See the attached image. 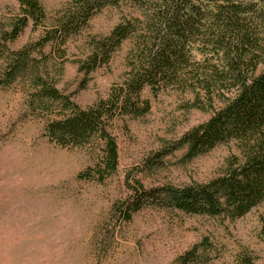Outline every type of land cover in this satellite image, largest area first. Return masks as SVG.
<instances>
[{
    "label": "rangeland",
    "instance_id": "1",
    "mask_svg": "<svg viewBox=\"0 0 264 264\" xmlns=\"http://www.w3.org/2000/svg\"><path fill=\"white\" fill-rule=\"evenodd\" d=\"M73 1L40 0L44 26L33 29L30 22L16 41L6 43L7 49L36 44ZM19 14L17 0H0V34ZM129 14L125 5L106 8L60 48L66 60L57 87L78 107L105 99L122 82L128 42L87 78L77 62L89 54L92 38L108 35ZM43 53L57 58L51 44ZM142 98L150 104L148 114L113 123L117 168L100 183L97 175L81 177L99 164L91 148L51 142L45 119L33 112L22 88H0V264H182L192 250L190 264H264V203L237 220L157 208L143 209L129 221L115 216V206L130 195L127 177L130 185L139 182L145 189L181 188L218 178L241 158L237 143L230 142L191 160L184 148L148 168L156 153L208 121L217 108H192L193 95L175 90L154 95L145 89Z\"/></svg>",
    "mask_w": 264,
    "mask_h": 264
},
{
    "label": "trees",
    "instance_id": "2",
    "mask_svg": "<svg viewBox=\"0 0 264 264\" xmlns=\"http://www.w3.org/2000/svg\"><path fill=\"white\" fill-rule=\"evenodd\" d=\"M17 2L19 16L0 34V88H22L33 112L45 119L51 142L92 149L99 164L83 179L97 175L102 183L116 172L113 123L148 114L145 89L154 95L164 90L192 94V108H217L208 121L156 153L148 168L184 148L191 160L220 145H238L241 158L204 184L145 189L139 182L130 185L127 177L130 195L115 206L116 217L129 221L143 209L157 208L237 220L264 203V0H74L36 44L12 52L6 43L16 41L30 22L37 29L46 21L40 0ZM121 5L129 8V16L108 35L92 38L89 54L77 64L87 78L128 42L126 73L105 99L82 109L57 87L66 60L60 48L102 10ZM48 44L57 50L56 59L43 53ZM195 254L187 253L182 264L193 262Z\"/></svg>",
    "mask_w": 264,
    "mask_h": 264
}]
</instances>
